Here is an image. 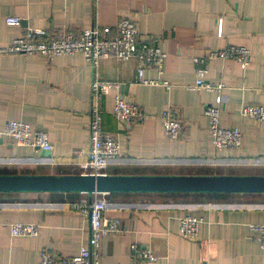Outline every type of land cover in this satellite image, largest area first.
<instances>
[{
	"label": "crops",
	"instance_id": "1",
	"mask_svg": "<svg viewBox=\"0 0 264 264\" xmlns=\"http://www.w3.org/2000/svg\"><path fill=\"white\" fill-rule=\"evenodd\" d=\"M19 17L21 26L5 18ZM127 16L140 37L156 41L166 54L162 73L145 70L136 82L138 63L105 59L96 74L121 85V96L146 112L143 123L126 133L111 114L116 91L100 102L102 128L121 144L122 157L109 163L107 175L123 176H264V121L244 117L241 106L264 105V0H0V47L26 28L54 33L80 32L93 26L113 28ZM221 21V34L218 22ZM226 46L245 47L250 63L242 70L233 59L211 60L205 79L222 83L220 126L243 135L235 150H216L204 108L215 95L191 88L194 60ZM93 70L81 54L46 60L0 54V128L8 121L28 123L45 132L52 151L0 139V175H78L88 152ZM174 107L183 124L179 139L165 137L162 111ZM108 218L120 219L122 232L102 239L101 264H132L130 245L149 248L153 263L264 264V251L248 225H264V194L193 195L184 200L150 194H101ZM79 193H0V264H38L46 249L72 257L88 246V220L76 206ZM185 216L200 219L195 241L178 232ZM34 224L36 238H13L10 226Z\"/></svg>",
	"mask_w": 264,
	"mask_h": 264
},
{
	"label": "built area",
	"instance_id": "2",
	"mask_svg": "<svg viewBox=\"0 0 264 264\" xmlns=\"http://www.w3.org/2000/svg\"><path fill=\"white\" fill-rule=\"evenodd\" d=\"M8 26H21L19 17L5 18ZM221 24L218 22V34H221ZM1 55L38 56L46 60L55 57L81 54L86 63L93 70L91 82V108L88 125V152L83 163L79 165L82 174L105 175L111 161L122 157L121 144L118 139L106 134L102 128V111L100 102L111 90L116 91L113 98L111 114L121 125L122 131L128 133L132 126L143 123L148 115L137 104L121 96V85L117 82L102 81L96 71L99 63L105 59L119 62L135 60L138 63L136 82L141 85L161 86L168 90L171 85L167 81L147 80L144 71L149 69L162 73L166 54L158 47L156 41L145 40L140 37L133 20L124 16L111 27L93 26L74 32L63 28L54 33H47L39 29L26 28L22 36L11 41L7 46L0 47ZM235 60L242 70L250 63V53L245 47L226 46L223 49L209 51L206 55L196 58L194 63L195 82L193 89L206 91L215 95L214 102L204 108V115L208 120L211 142L216 150H235L242 144L243 135L237 128L220 126L221 108L224 103L222 83H212L205 79L208 64L211 60ZM240 112L244 117L257 122L264 121V105L245 104ZM160 118L163 122L164 135L167 139H179L183 128L182 121L174 107L162 111ZM7 137L17 145L31 147L43 152H51L52 144L45 132L35 131L28 123L11 120L0 128V139ZM93 195L89 200H82L76 209L88 220L90 238L88 246H82L77 255L72 257L54 256L52 252L43 249L38 264H101L100 243L103 238L122 232L120 219L105 216L108 201ZM200 219L185 216L179 221V235L186 240L195 241L198 237ZM249 231L253 240L264 251V225L250 223ZM39 227L34 224H14L10 226L13 238H36ZM130 259L132 264L153 263L156 257L149 248L140 247L136 243L130 245Z\"/></svg>",
	"mask_w": 264,
	"mask_h": 264
},
{
	"label": "water",
	"instance_id": "3",
	"mask_svg": "<svg viewBox=\"0 0 264 264\" xmlns=\"http://www.w3.org/2000/svg\"><path fill=\"white\" fill-rule=\"evenodd\" d=\"M29 192L264 194V176L0 175V193Z\"/></svg>",
	"mask_w": 264,
	"mask_h": 264
},
{
	"label": "trees",
	"instance_id": "4",
	"mask_svg": "<svg viewBox=\"0 0 264 264\" xmlns=\"http://www.w3.org/2000/svg\"><path fill=\"white\" fill-rule=\"evenodd\" d=\"M113 194V193H111ZM124 194H150V195H159L160 197L163 198H172L175 200H184V199H188L186 197L188 196H193V195H209L210 193H124ZM225 193H214L213 195H224ZM246 194V193H243ZM257 194V193H256Z\"/></svg>",
	"mask_w": 264,
	"mask_h": 264
}]
</instances>
